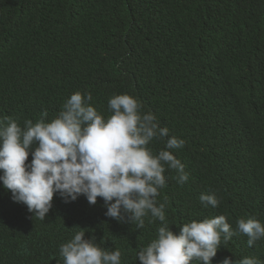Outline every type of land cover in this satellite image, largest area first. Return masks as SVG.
Returning <instances> with one entry per match:
<instances>
[{
  "label": "trees",
  "instance_id": "trees-1",
  "mask_svg": "<svg viewBox=\"0 0 264 264\" xmlns=\"http://www.w3.org/2000/svg\"><path fill=\"white\" fill-rule=\"evenodd\" d=\"M77 91H90L105 116L110 97L132 94L186 141L172 151L188 181L166 171L157 198L175 232L218 215L233 229L250 216L264 223V0H0V119L24 127L47 112L50 122ZM210 193L218 207L200 202ZM106 210L100 198L57 194L41 220L0 182V264H63L60 246L78 231L120 249L121 264H140L163 222L145 217L138 228ZM247 240L235 234L213 264H264V239Z\"/></svg>",
  "mask_w": 264,
  "mask_h": 264
},
{
  "label": "clouds",
  "instance_id": "clouds-1",
  "mask_svg": "<svg viewBox=\"0 0 264 264\" xmlns=\"http://www.w3.org/2000/svg\"><path fill=\"white\" fill-rule=\"evenodd\" d=\"M92 93L71 94L62 110L46 122L47 112L37 122L26 120L21 127L15 119H0V182L12 199L27 206L43 220L53 207L55 195L72 202L81 195L94 205L98 198L106 216L143 228L159 220L157 238L140 249V264H213L219 248L235 234L248 237L249 247L264 239V223L250 216L237 221L236 228L225 215L191 221L175 232L166 222L167 200L158 201L166 187V171H175L183 185L189 179L185 165L173 153L186 141L169 135L151 110L145 112L132 94L109 98L111 115L105 116L91 103ZM163 141L158 152L150 147ZM32 159L29 161V155ZM205 207H218L216 193L201 194ZM78 231L60 246L63 264H121L120 249L109 251L93 236ZM221 264H260L254 257L238 261L226 257Z\"/></svg>",
  "mask_w": 264,
  "mask_h": 264
}]
</instances>
